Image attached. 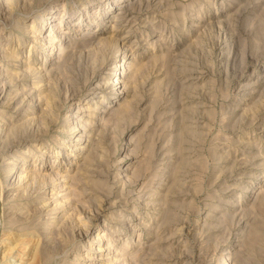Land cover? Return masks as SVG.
Returning <instances> with one entry per match:
<instances>
[{
  "label": "rangeland",
  "instance_id": "rangeland-1",
  "mask_svg": "<svg viewBox=\"0 0 264 264\" xmlns=\"http://www.w3.org/2000/svg\"><path fill=\"white\" fill-rule=\"evenodd\" d=\"M120 256L264 264V0H0V264Z\"/></svg>",
  "mask_w": 264,
  "mask_h": 264
},
{
  "label": "bare ground",
  "instance_id": "bare-ground-1",
  "mask_svg": "<svg viewBox=\"0 0 264 264\" xmlns=\"http://www.w3.org/2000/svg\"><path fill=\"white\" fill-rule=\"evenodd\" d=\"M127 4H123V3H121V5H119V7L121 8L120 9V11H118V13L117 14H119V15H116L115 16V20L114 21H121V20H123L124 19V15L126 14V12H124V11H126V6ZM129 5V4H128ZM30 26V25H29ZM28 27V26H27ZM24 30V29H23ZM39 31V30H38ZM59 34L62 36V35H67L68 36V33L67 32H65V31H61L60 29H59ZM32 34H34L33 35V38H36L37 37V34L35 33V31H32L31 32ZM77 35L78 36H80V37H84V38H86V39H89L90 40V38H92V34L90 33V32H87V31H81V33L79 34L78 32H77ZM45 37H47L50 41H49V43L48 44H50V45H54V44H60V41L57 39V37H56V35L54 36V35H52V34H50V33H48V34H46L45 35ZM63 37H65V36H63ZM41 39V38H40ZM94 41H96V40H94ZM36 42V41H35ZM97 42V41H96ZM95 42V43H96ZM79 43V42H78ZM100 43V42H99ZM39 44V43H38ZM124 45V44H123ZM65 46H70L71 48L70 49H72V47H74V45L72 46L71 44H69V42H68V45H65ZM119 46V45H118ZM52 47V46H51ZM51 47H49V48H51ZM57 47H59V49H58V51H59V53H58V57H60V59L64 56L65 57V55H67V53L69 52V51H71V50H64L63 48H61L62 47V45H58ZM123 49V48H122ZM76 50V49H75ZM74 51V50H73ZM80 53V52H79ZM68 56V55H67ZM70 56V55H69ZM130 57V56H129ZM128 57V58H129ZM63 60V59H62ZM65 60V59H64ZM131 61V60H130ZM122 62V61H121ZM125 63V62H124ZM60 64V63H59ZM127 65H128V67L127 68H123V67H120V68H122V70L123 69H125L126 71H129L130 69L129 68H131L132 67V63L131 62H128V63H126ZM125 65V64H124ZM63 66V65H62ZM119 66L120 65H118V63L117 64H115V65H113V69H116V68H119ZM30 67V66H29ZM57 67V66H56ZM60 67V66H59ZM25 68V67H24ZM23 68V69H24ZM132 69L133 70H135L134 69V66L132 67ZM26 70H27V68H26ZM23 71V70H22ZM45 72V71H44ZM43 72V73H44ZM13 73V72H12ZM46 73V72H45ZM116 73V72H115ZM114 73V74H115ZM130 73H133V71L132 72H130ZM12 75V74H11ZM44 76H45V74H44ZM47 78V77H46ZM45 81H46V79H45ZM41 83V82H40ZM45 83V82H44ZM119 82L117 81V80H113V81H111L110 82V89L111 90H114V87H115V85H117ZM124 83V82H123ZM6 84V83H5ZM47 84V83H46ZM105 85H108V83H105ZM36 88V87H35ZM42 88V87H41ZM96 89H98V88H96ZM42 90V89H41ZM45 91V90H44ZM14 94V93H13ZM95 94V93H94ZM97 94V93H96ZM41 96V95H40ZM39 96V97H40ZM49 96V95H48ZM104 97V96H103ZM45 100V104H44V106L46 105V106H49V98H46V96L44 95V96H42V101H44ZM40 100V99H39ZM53 104V103H52ZM54 108V107H53ZM44 111H46V110H44ZM103 112V111H102ZM40 113V112H39ZM106 114V113H105ZM105 117V116H104ZM80 124V123H79ZM82 128V127H81ZM74 131H78L79 133H80V131H81V129L79 128L78 129V126L77 127H75L74 128ZM85 131V130H84ZM38 133V132H37ZM83 133H85V132H82L81 134H75V137H77L76 138V140L77 141H79L80 142V140H81V138L82 137H84V138H87V137H85V135L83 134ZM89 138V137H88ZM86 142V141H85ZM70 147V146H69ZM84 148H82L81 146H79L78 148H77V150H83ZM86 150V153H87V155H85V154H83V155H81L80 157H79V160L77 161V162H75V163H70L71 165H73L74 166V168L75 169H77L76 170V172H75V176H79V172L80 171H82L83 169H85L86 167H87V165H91L90 164V162H89V160H88V152H87V150H89V148L88 149H85ZM60 152V150L58 149V150H56V152H55V154L57 155L58 153ZM84 152V151H83ZM9 163H6V165H8ZM40 166V165H39ZM11 169H13V168H11ZM11 169L8 171V173L11 171ZM35 169V168H34ZM26 170V169H25ZM24 170V171H25ZM38 170V169H37ZM35 171H36V169H35ZM34 170H33V172L31 171V172H23V171H21L20 172V175L18 176V180L20 181V179H23V180H25L27 177H30V178H35L36 176H38L37 174H34V172H35ZM69 171V170H68ZM53 172V171H52ZM56 174H54V176H55ZM28 180H29V178H27ZM59 179V178H58ZM61 181H59V183H60V185H61V183H64V182H66V181H64V180H66V179H68L67 180V182L69 183V185L71 184V183H73L72 182V180L73 179H71V177L68 175V174H65L64 176H62L61 177ZM22 180V181H23ZM60 180V179H59ZM64 185V184H63ZM58 186V185H57ZM60 187H63V186H60ZM51 191H53V190H51ZM54 192V191H53ZM51 195H52V197L54 198V199H58L59 197H58V195L56 194V193H51ZM59 201V200H58ZM95 240H101V239H99V237H96L95 238ZM103 251H106V249L105 248H97V253H99V252H103ZM114 256H118L117 255V253H115L114 254ZM95 257V256H94ZM122 256H120V258H118V259H110L109 260V264H120V262H121V260H123L122 258H121ZM92 258V257H91ZM91 260H95V258H93V259H90L89 261L91 262ZM225 264H228L227 262L225 263Z\"/></svg>",
  "mask_w": 264,
  "mask_h": 264
}]
</instances>
